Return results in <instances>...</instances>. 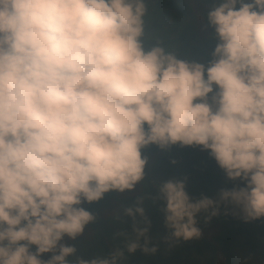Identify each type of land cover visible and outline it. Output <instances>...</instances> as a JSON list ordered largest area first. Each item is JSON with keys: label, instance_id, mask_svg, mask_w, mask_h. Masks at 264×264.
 I'll use <instances>...</instances> for the list:
<instances>
[{"label": "clouds", "instance_id": "clouds-1", "mask_svg": "<svg viewBox=\"0 0 264 264\" xmlns=\"http://www.w3.org/2000/svg\"><path fill=\"white\" fill-rule=\"evenodd\" d=\"M145 13L144 0H0V264H69L76 247L62 241L93 220L80 205L132 190L148 144L202 146L243 185L220 199L264 217V0L208 12L219 43L207 66L146 49ZM159 193L175 238L200 235L202 210L217 214L181 180ZM136 231L127 251L145 237L155 252L148 228Z\"/></svg>", "mask_w": 264, "mask_h": 264}, {"label": "trees", "instance_id": "trees-1", "mask_svg": "<svg viewBox=\"0 0 264 264\" xmlns=\"http://www.w3.org/2000/svg\"><path fill=\"white\" fill-rule=\"evenodd\" d=\"M196 1L203 2L210 11L221 2ZM144 3L146 13L141 39L146 49L158 46L179 60L209 64L219 41L208 22V13L204 18L211 36L199 38L190 0H144ZM201 149L202 146L180 143L163 148L156 144L142 147L141 155L146 163L144 178L137 184L140 194L122 198L119 210L110 217L104 215V210L119 199L120 192L110 191L100 200L84 204V209L93 216L84 229L90 234L71 241L69 245H74L76 252L67 258L69 264H77L78 259L110 258L117 251L123 253L117 264H218L219 257L223 264H264V217L245 220L239 206L220 199L223 190L243 185L239 180L229 179L210 152L205 149L201 152ZM149 157L155 161L148 163ZM167 180L183 181L192 201L208 197L216 202L215 216L211 215L212 209L196 215L198 237L178 239L165 226L164 200L159 187ZM138 207L143 208V216L136 212ZM129 209L133 215H128ZM216 224L220 230L210 239L206 232ZM145 227L148 228L146 246L155 248V252H144L145 237H139L140 247L129 253L128 244L137 242L136 229Z\"/></svg>", "mask_w": 264, "mask_h": 264}, {"label": "rangeland", "instance_id": "rangeland-1", "mask_svg": "<svg viewBox=\"0 0 264 264\" xmlns=\"http://www.w3.org/2000/svg\"><path fill=\"white\" fill-rule=\"evenodd\" d=\"M248 1V0H247ZM190 5L193 9V20L196 24V33L199 38H206L211 36V31L209 30L208 26L205 24V18L204 15L207 14L210 10L203 2H198L196 0H190ZM201 152H203V149H201ZM154 158L149 157L148 163L154 162ZM140 194V186L135 185L132 190H127L125 192H120L118 194L119 199L117 201L111 202L106 208H105V216H112L114 215L120 208V200L122 198H128L130 196L139 195ZM87 202H83L80 206L83 207L84 204ZM84 208V207H83ZM220 230L219 226L216 224L214 225L210 230H208L206 233L210 239L213 238V235L216 234ZM88 234H90L89 230H84L83 234L80 236L86 237ZM71 239L68 237H65L62 243H65L69 245L71 243ZM52 253H46L41 258L44 260H47L51 257ZM223 264V260L221 257H219V263Z\"/></svg>", "mask_w": 264, "mask_h": 264}]
</instances>
